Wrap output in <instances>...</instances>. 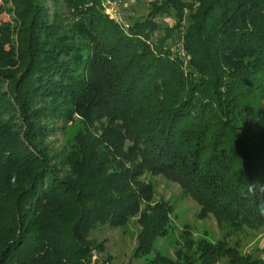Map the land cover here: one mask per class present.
I'll use <instances>...</instances> for the list:
<instances>
[{"label": "trees", "instance_id": "16d2710c", "mask_svg": "<svg viewBox=\"0 0 264 264\" xmlns=\"http://www.w3.org/2000/svg\"><path fill=\"white\" fill-rule=\"evenodd\" d=\"M10 1L0 41L12 28L19 48L0 53V264H100L90 231L138 215L148 264H264L242 246L264 228V191L247 192L264 183V0H154L128 29L101 0ZM76 119H104L101 136L79 132L54 161L46 138ZM144 174L179 183L222 238L185 229L175 258L150 257L173 206Z\"/></svg>", "mask_w": 264, "mask_h": 264}, {"label": "rangeland", "instance_id": "374dc122", "mask_svg": "<svg viewBox=\"0 0 264 264\" xmlns=\"http://www.w3.org/2000/svg\"><path fill=\"white\" fill-rule=\"evenodd\" d=\"M110 1L112 0H101L105 13H107L106 7H108L107 10L112 11V7L108 4ZM151 1L154 0H122L121 10L118 9L121 17L116 22L121 27L128 29L131 23L130 20L133 17H141L149 12V3ZM45 3V7L48 6L52 10L55 8L53 0H45ZM12 15L11 1L0 0V36L2 33L1 25L11 21ZM163 21L169 24L173 23L172 19L167 17H164ZM7 32L11 42L0 41V53H4L5 55H9L12 43L16 51L19 48V40L16 32L12 28L8 29ZM178 49L179 47L175 50L179 51ZM8 62L6 63L7 66H9ZM5 86L6 84H4ZM102 121L94 122L91 129L88 126L86 127L79 119H76L68 122L64 128L51 133L45 140V143L50 148V157H54V161L63 160L64 158L62 156L67 155L69 147L74 143V139L79 132H91L95 138L99 137V135L101 136V131H103ZM64 167L68 169L67 165H64ZM144 177L147 182L150 181L154 184V200H164L173 206L170 214L171 231L166 236L157 239L154 252L150 257H153L156 252H160L175 258L177 244L185 229L191 231L195 238L207 237L211 240L222 238L216 218L212 214L202 216L201 205L192 196L184 194L179 183L167 179L163 175L144 174L142 178ZM139 217L138 215L132 218L127 225L122 227L113 228L108 224H104L98 225L90 231L88 239L95 247L94 254L97 260L100 261V264L104 260L108 264H148L145 257L137 256V236L141 230V226L138 223ZM254 235L255 237L251 239L244 237L242 246L245 251H257L264 256V228L256 231Z\"/></svg>", "mask_w": 264, "mask_h": 264}, {"label": "clouds", "instance_id": "9594fccd", "mask_svg": "<svg viewBox=\"0 0 264 264\" xmlns=\"http://www.w3.org/2000/svg\"><path fill=\"white\" fill-rule=\"evenodd\" d=\"M261 191H264V183H261L259 181L248 182L247 192L249 194L256 195ZM259 211L261 212V214H264V202H261V204L259 205Z\"/></svg>", "mask_w": 264, "mask_h": 264}, {"label": "built area", "instance_id": "2783aa9c", "mask_svg": "<svg viewBox=\"0 0 264 264\" xmlns=\"http://www.w3.org/2000/svg\"><path fill=\"white\" fill-rule=\"evenodd\" d=\"M109 4V6H111L112 7V11H109V10H107V8L108 7H106V14L110 17V18H112V19H114V20H116V21H118L119 19H120V17H121V15H120V9H119V7H120V5L122 4V0H112V1H110V3H108ZM119 9V10H118ZM118 15V16H117ZM117 16V17H116Z\"/></svg>", "mask_w": 264, "mask_h": 264}]
</instances>
